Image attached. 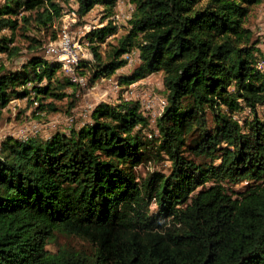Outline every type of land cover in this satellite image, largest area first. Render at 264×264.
Instances as JSON below:
<instances>
[{"label": "trees", "instance_id": "obj_1", "mask_svg": "<svg viewBox=\"0 0 264 264\" xmlns=\"http://www.w3.org/2000/svg\"><path fill=\"white\" fill-rule=\"evenodd\" d=\"M129 2L127 30L104 53L117 0L0 3V32L11 33H0V54L11 65L23 55L12 45L17 29L34 50L16 69L0 65V111L14 98L39 110L68 97L63 112L74 105L81 85L38 52L59 38L55 24L71 3L78 24L97 5L106 20L86 33L93 62L80 59L77 75L109 78L135 54L119 93L161 72L165 101L152 121L141 99L122 98L98 103L65 133L5 138L0 264H264V52L246 24L261 0ZM160 160L170 161L169 174L138 178L136 167Z\"/></svg>", "mask_w": 264, "mask_h": 264}, {"label": "rangeland", "instance_id": "obj_2", "mask_svg": "<svg viewBox=\"0 0 264 264\" xmlns=\"http://www.w3.org/2000/svg\"><path fill=\"white\" fill-rule=\"evenodd\" d=\"M2 0H0V3ZM71 6V7H70ZM64 8L60 20L55 24V27L60 26L62 29V24H66L67 34L71 37V42L76 44L78 53L81 59L84 61L93 62V56L88 46V42L85 40L86 33L94 30L95 28L102 27L106 20H101V10L102 7L97 5L93 7L90 12L85 15L84 22L78 24V18L73 11L74 5ZM133 5L131 6L129 0H117L114 7V13L111 14V18L116 25V32L107 36L105 43H101V51L107 48L108 42H115L116 39L127 30V18L130 15ZM246 24L251 27L255 33V37L259 34L262 36L261 46L264 52V0L260 3L252 6L246 20ZM6 36H10L11 33L8 29H2L0 32ZM14 36V41L12 45L19 46L20 52L23 55L19 56L13 65L8 61L2 54H0V65L5 68L16 69L20 66L22 62L25 61L26 53H32L27 47L29 42L26 40L25 35L22 36V31L16 30ZM26 34V33H25ZM60 32L58 37H60ZM42 35H40L41 37ZM49 35L46 36L48 38ZM59 38L54 42L58 43ZM49 42L53 40L45 41V47ZM44 45L39 53H42L46 58L50 59V54H46ZM131 64L121 67L116 70V74L109 78L102 77L94 83H85L83 87L76 88L77 93L74 96V105L71 106L68 113L63 112L67 109V106L72 104L73 98H64L57 102L60 109L55 111L46 109L39 110L34 105L28 106L27 100L25 98H14L8 103L5 109L0 111V144L7 137H13L15 139H22L26 136L38 135L41 138H47L55 133H65L67 127L70 124H75L76 126H82L88 120V115L92 109L100 102H107L111 104H117L118 100L124 99H141L144 103L147 114H150L151 121L158 116L161 112L162 102L160 99V90L162 89V73L155 72L147 75L143 79L137 81V83L131 84L127 87L125 91L119 93V89L124 87L125 84L118 85V75L130 74L133 69L137 66V56L133 54L131 56ZM126 65V64H124ZM68 93H71V89H67ZM62 107V110H61ZM249 115L248 110H244L242 113L238 114V117L243 120ZM67 132V131H66ZM171 170V163L168 160H160L156 163L148 162L146 165H141L135 168V172L139 179L146 177L150 172L156 171L161 172L165 175L169 174ZM246 184L243 180L239 183L232 184L231 186L235 190L241 189ZM151 212L156 211V206L152 204ZM59 244H70L73 246H79L80 241L75 238L59 236Z\"/></svg>", "mask_w": 264, "mask_h": 264}, {"label": "built area", "instance_id": "obj_3", "mask_svg": "<svg viewBox=\"0 0 264 264\" xmlns=\"http://www.w3.org/2000/svg\"><path fill=\"white\" fill-rule=\"evenodd\" d=\"M66 24H62V29L60 31V37L58 43L49 42L45 48L46 54H50L57 61L61 63L62 68L68 73L70 79L73 82H76L83 87L85 84L84 78L82 76L77 75L76 68L80 62L81 56L78 53V49L76 44L71 42V37L67 34ZM80 47V46H79ZM263 66V62H260L258 67L261 68ZM162 102L161 112L165 106L164 99L160 96ZM160 112V113H161ZM159 113V115H160Z\"/></svg>", "mask_w": 264, "mask_h": 264}]
</instances>
